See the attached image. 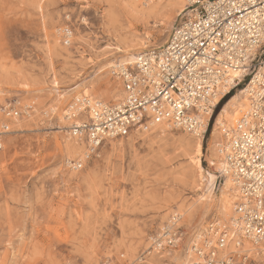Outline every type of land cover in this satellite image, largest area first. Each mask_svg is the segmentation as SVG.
Returning <instances> with one entry per match:
<instances>
[{
    "label": "rangeland",
    "instance_id": "obj_1",
    "mask_svg": "<svg viewBox=\"0 0 264 264\" xmlns=\"http://www.w3.org/2000/svg\"><path fill=\"white\" fill-rule=\"evenodd\" d=\"M128 2L0 0V106L16 100L32 110L11 124L0 151V264H180L189 237L222 218L212 201L199 200L191 136L163 125L104 142L81 170L64 166L85 151L65 145L66 105L83 89L105 102L120 100L119 82L105 67L122 59L117 47L138 48L135 55L160 47L183 15L171 9L152 28L130 17ZM65 25L72 30L68 46L57 32ZM213 123L201 165L216 176L218 197L223 180L208 163L220 139L218 129L211 136ZM174 213L184 242L147 255L148 238Z\"/></svg>",
    "mask_w": 264,
    "mask_h": 264
},
{
    "label": "built area",
    "instance_id": "obj_2",
    "mask_svg": "<svg viewBox=\"0 0 264 264\" xmlns=\"http://www.w3.org/2000/svg\"><path fill=\"white\" fill-rule=\"evenodd\" d=\"M185 2L190 11L182 13L162 46L110 68L121 86L119 101L80 95L66 105L61 131L85 151L64 166L81 170L104 142L156 125L204 137L219 104L243 88L246 104L232 126L217 125L215 145L218 178L228 179L234 193L231 216L211 219L189 237V264H264V0ZM57 32L70 45L72 30L65 25ZM31 113L16 100L0 106V151L11 124ZM50 115L54 111L45 113ZM180 219L174 213L148 238L147 255L181 246L187 232Z\"/></svg>",
    "mask_w": 264,
    "mask_h": 264
},
{
    "label": "bare ground",
    "instance_id": "obj_3",
    "mask_svg": "<svg viewBox=\"0 0 264 264\" xmlns=\"http://www.w3.org/2000/svg\"><path fill=\"white\" fill-rule=\"evenodd\" d=\"M186 5L187 4L185 3L183 4V0H174L173 2H167L164 5H162L161 0H129L128 2V6L130 9V17L132 19L148 24L152 28H157L163 25V22L160 20V18H164L165 15L171 9L178 8L177 10L178 15L183 13L185 8L186 10H188ZM146 37L148 38V36ZM138 50H139L138 48H133V47H128V48L127 47H121V48L117 47L116 52L122 54V57H121L122 59H120V62L130 64L135 59L136 55L134 54V52ZM113 65H114L113 62H108L105 65V67L111 68ZM235 76H238V73ZM118 90L119 91H116L114 93L115 101L122 98L121 86ZM86 92L87 90L83 89L84 96H88ZM244 92L245 91L243 90V88L236 90L221 105V107L218 109V112L215 115V118L212 119L214 123H213V128L211 131V136H214L215 133L217 132V125H221L222 123H227L228 125L232 126L235 123V121L238 118V114L244 108L245 106L244 104L246 103ZM215 102L217 103V101ZM215 102L213 103L214 105H215ZM214 114H213V117H214ZM62 120H63V117H62ZM203 138L204 137H202L201 135L197 137L191 136V139L193 141V150H192V154L189 157V161L191 165L194 166V169L197 174V179L199 181L198 189L200 191L202 190V195L199 197V200L206 198L208 201H212L214 204L210 205L211 210L214 209L217 212L218 216L220 217L222 216V218L227 219L231 216L232 203L235 200L232 185L228 179H224L220 189H218L219 196L213 197V194H214L213 190H214V185L216 181V176L211 173L205 172L201 165V158L203 157V146H202ZM66 140L69 143H65V145L69 151H72V153L80 151L84 146L83 143H78L76 140L70 139L68 137H66ZM208 163L212 167H214L215 165H218V167L215 170L216 172L219 171V169L221 168V162L219 160L217 152L215 156V154H213V151L210 150V154L208 156ZM199 232L200 231L198 230V233ZM198 233L196 236L199 235ZM189 258H190V249H189V243H188L186 248L181 252L178 260H180V264H189Z\"/></svg>",
    "mask_w": 264,
    "mask_h": 264
},
{
    "label": "trees",
    "instance_id": "obj_4",
    "mask_svg": "<svg viewBox=\"0 0 264 264\" xmlns=\"http://www.w3.org/2000/svg\"><path fill=\"white\" fill-rule=\"evenodd\" d=\"M231 96V95H230ZM230 96H227L220 104L219 106L217 107L215 113L218 111V109L220 108V106L230 97Z\"/></svg>",
    "mask_w": 264,
    "mask_h": 264
},
{
    "label": "snow or ice",
    "instance_id": "obj_5",
    "mask_svg": "<svg viewBox=\"0 0 264 264\" xmlns=\"http://www.w3.org/2000/svg\"><path fill=\"white\" fill-rule=\"evenodd\" d=\"M84 23H88V21H87V20H85V21H84ZM262 219H264V218H262Z\"/></svg>",
    "mask_w": 264,
    "mask_h": 264
}]
</instances>
